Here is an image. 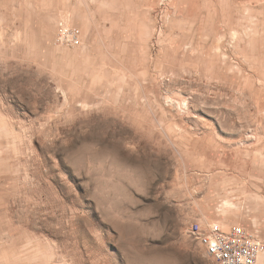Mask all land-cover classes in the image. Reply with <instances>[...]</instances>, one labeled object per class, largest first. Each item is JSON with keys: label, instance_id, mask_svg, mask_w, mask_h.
Segmentation results:
<instances>
[{"label": "rangeland", "instance_id": "1", "mask_svg": "<svg viewBox=\"0 0 264 264\" xmlns=\"http://www.w3.org/2000/svg\"><path fill=\"white\" fill-rule=\"evenodd\" d=\"M194 221L264 242V0H0V264H214Z\"/></svg>", "mask_w": 264, "mask_h": 264}, {"label": "built area", "instance_id": "2", "mask_svg": "<svg viewBox=\"0 0 264 264\" xmlns=\"http://www.w3.org/2000/svg\"><path fill=\"white\" fill-rule=\"evenodd\" d=\"M62 36L79 44V32L62 28ZM193 241L211 256L215 264H264V242L240 226L224 229L219 225L203 227L194 221L188 228Z\"/></svg>", "mask_w": 264, "mask_h": 264}, {"label": "bare ground", "instance_id": "3", "mask_svg": "<svg viewBox=\"0 0 264 264\" xmlns=\"http://www.w3.org/2000/svg\"><path fill=\"white\" fill-rule=\"evenodd\" d=\"M202 225V224H201ZM211 225H214V224H210V225H207V226H203V227H209V226H211ZM215 225H219L220 227H223L222 225H220L219 223H215ZM224 228V227H223ZM225 229V228H224ZM212 261H213V259H212V257L211 256H208ZM213 263L215 264V261H213Z\"/></svg>", "mask_w": 264, "mask_h": 264}]
</instances>
